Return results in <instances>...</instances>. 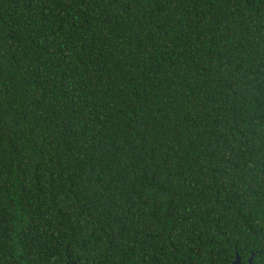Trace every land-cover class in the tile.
<instances>
[{"label": "trees", "instance_id": "1", "mask_svg": "<svg viewBox=\"0 0 264 264\" xmlns=\"http://www.w3.org/2000/svg\"><path fill=\"white\" fill-rule=\"evenodd\" d=\"M264 264V0H0V264Z\"/></svg>", "mask_w": 264, "mask_h": 264}, {"label": "water", "instance_id": "2", "mask_svg": "<svg viewBox=\"0 0 264 264\" xmlns=\"http://www.w3.org/2000/svg\"><path fill=\"white\" fill-rule=\"evenodd\" d=\"M252 258H253V254L249 257L248 264H252ZM233 264H240V257L237 253H236V258L233 261Z\"/></svg>", "mask_w": 264, "mask_h": 264}]
</instances>
